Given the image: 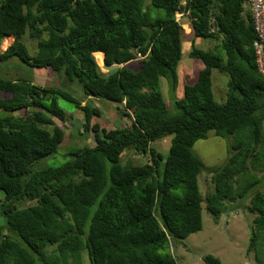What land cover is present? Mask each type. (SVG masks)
<instances>
[{
	"label": "trees",
	"instance_id": "16d2710c",
	"mask_svg": "<svg viewBox=\"0 0 264 264\" xmlns=\"http://www.w3.org/2000/svg\"><path fill=\"white\" fill-rule=\"evenodd\" d=\"M176 11L194 37L216 45L192 43L189 55L203 66L168 105L160 80L175 91L183 34ZM6 36L12 42L0 62L62 73L85 97L113 102L125 123L92 121L102 110L62 83L0 76V264H81V252L90 264H178L170 243L201 229L202 203L218 219L224 203L248 198L252 222L264 229V75L245 0H0V45ZM27 37L36 39L34 50ZM97 53L115 69L103 74ZM213 69L228 77L221 102ZM59 99L82 112L94 144L71 146L60 165L34 169L64 139L55 119L71 115ZM209 131L226 140L227 157L207 168L213 190L203 196L192 148ZM167 136L163 156L152 142ZM128 149L146 160L122 162ZM25 201L32 204L18 207ZM203 262L221 264L212 255Z\"/></svg>",
	"mask_w": 264,
	"mask_h": 264
},
{
	"label": "rangeland",
	"instance_id": "374dc122",
	"mask_svg": "<svg viewBox=\"0 0 264 264\" xmlns=\"http://www.w3.org/2000/svg\"><path fill=\"white\" fill-rule=\"evenodd\" d=\"M183 34L181 36V57L177 65V85L175 91L168 88L167 81L164 78L160 80V89L166 100L170 104L171 96L179 99L183 95V88L186 84L196 81L199 69L203 63L198 58L190 57L189 52L192 43L195 47L201 49H212L216 45V41L211 38L194 37L189 21L185 17L179 20ZM25 43L34 50L36 39L26 38ZM12 42V37L6 36L2 39L0 51H3ZM96 55V54H95ZM94 55V56H95ZM102 60V59H101ZM138 60L134 59L130 63V67L137 68ZM99 64L100 71L107 74L115 69V66H108L102 63ZM0 76L8 78H25L39 85H58L70 91L73 96L78 99L85 100L78 83L76 81H68L64 74H57L48 68H35L16 58L0 62ZM228 77L219 73L216 69L212 70V84L215 99L218 102L224 98L226 82ZM93 101L95 106L102 110L99 118L93 117L92 121L98 120L100 124L109 128L124 125L125 121L121 115L116 113L113 102L106 99H95L91 97L85 102ZM92 102H90L91 104ZM58 105L68 115H71L65 122H60L55 119L64 129V139L57 148L55 156H49L38 163L33 168L40 169L47 166H57L66 161L65 152L69 147L77 145H93L92 134L82 130L83 115L80 110H77L72 103L59 99ZM127 121V119H125ZM111 124V125H110ZM170 145V136L155 140L152 146L157 148L163 156L166 155ZM195 155L201 160L202 169L198 174V186L202 195L205 196L212 192L213 184L210 180V175L207 168L222 165L227 157L226 140L215 135L214 131H209L205 138L198 139L193 144L192 148ZM122 162L132 161L139 163L145 161L146 156H141L128 149L121 155ZM258 176L261 173H257ZM264 184V183H263ZM254 189V188H253ZM4 195L0 192V205ZM249 202L248 198L236 199L235 202L224 203V209L218 219H214L204 208L202 203V227L200 230L190 233L187 237L171 241L170 252L174 256L178 264H204L203 257L212 255L220 260L221 264H260L254 256L264 253V229L254 225L252 219L254 214L247 210ZM32 204L30 201L21 202L18 207H25ZM3 215L0 210V221L3 222ZM252 228V229H251ZM252 237V242H251ZM81 264H90L86 252L80 254ZM71 260H69L70 262ZM69 264V263H68Z\"/></svg>",
	"mask_w": 264,
	"mask_h": 264
},
{
	"label": "built area",
	"instance_id": "2783aa9c",
	"mask_svg": "<svg viewBox=\"0 0 264 264\" xmlns=\"http://www.w3.org/2000/svg\"><path fill=\"white\" fill-rule=\"evenodd\" d=\"M252 16L256 39L253 43L255 63L259 74L264 75V0H245ZM176 20L183 18L182 12H175ZM140 53L137 58L141 59Z\"/></svg>",
	"mask_w": 264,
	"mask_h": 264
},
{
	"label": "crops",
	"instance_id": "0c3cea01",
	"mask_svg": "<svg viewBox=\"0 0 264 264\" xmlns=\"http://www.w3.org/2000/svg\"><path fill=\"white\" fill-rule=\"evenodd\" d=\"M97 54H100V53H97ZM101 55V59L103 60V57H102V54H100ZM96 59V58H95ZM101 60V61H102ZM103 62V61H102ZM202 68V67H201ZM200 68V69H201ZM199 69V70H200ZM90 97H86L85 98V100H87V99H89ZM176 98V97H175ZM85 100H83V104H84V102H85ZM111 105H113L114 106V104H111ZM254 258H255V260L258 262V263H260V264H264V253H260L259 254V256L257 255V254H255V256H254Z\"/></svg>",
	"mask_w": 264,
	"mask_h": 264
},
{
	"label": "bare ground",
	"instance_id": "6f19581e",
	"mask_svg": "<svg viewBox=\"0 0 264 264\" xmlns=\"http://www.w3.org/2000/svg\"><path fill=\"white\" fill-rule=\"evenodd\" d=\"M95 58L100 62L101 61V55L100 54H96Z\"/></svg>",
	"mask_w": 264,
	"mask_h": 264
}]
</instances>
